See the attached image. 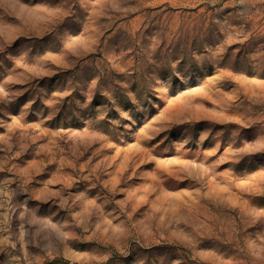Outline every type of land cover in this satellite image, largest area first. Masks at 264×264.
I'll list each match as a JSON object with an SVG mask.
<instances>
[{"label":"rangeland","instance_id":"rangeland-1","mask_svg":"<svg viewBox=\"0 0 264 264\" xmlns=\"http://www.w3.org/2000/svg\"><path fill=\"white\" fill-rule=\"evenodd\" d=\"M0 264H264V0H0Z\"/></svg>","mask_w":264,"mask_h":264}]
</instances>
